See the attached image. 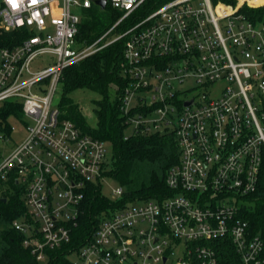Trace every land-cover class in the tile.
Returning <instances> with one entry per match:
<instances>
[{
    "label": "built area",
    "instance_id": "built-area-1",
    "mask_svg": "<svg viewBox=\"0 0 264 264\" xmlns=\"http://www.w3.org/2000/svg\"><path fill=\"white\" fill-rule=\"evenodd\" d=\"M146 1L106 0L120 16L86 44L77 34L93 0H1L0 32L13 37L0 43V105L22 110L11 136L0 134V194L10 179L23 190L11 227L39 262L71 241L108 156L53 101L66 67L123 41L121 109L135 113L136 130L173 131L179 160L169 195L103 214L73 264H220L212 242L231 245L236 264H263V243L239 211L264 157V17L241 9L264 0H167L141 14Z\"/></svg>",
    "mask_w": 264,
    "mask_h": 264
},
{
    "label": "trees",
    "instance_id": "trees-1",
    "mask_svg": "<svg viewBox=\"0 0 264 264\" xmlns=\"http://www.w3.org/2000/svg\"><path fill=\"white\" fill-rule=\"evenodd\" d=\"M167 0H147L141 14ZM234 3L233 0H223ZM96 4L82 11L77 40L91 43L104 33L120 16L119 11L107 2L104 9ZM101 9V10H100ZM253 17H264V7L241 9ZM1 31V30H0ZM13 34L0 32V43L8 42ZM123 41L113 42L84 59L66 67L62 72L59 108L62 116L71 120L83 132L109 142L112 147L110 170L104 175L113 176L123 188L122 195L111 200L101 192L100 184L88 183L76 227H72L71 241L59 248L49 250L46 264H73L69 254L78 250L89 240L103 214L128 203L146 199H162L169 195L165 179L168 170L179 160V149L173 131L141 132L130 124L135 113L125 114L121 109L120 95L127 79L122 74ZM86 89L97 94L92 100L96 117L95 126L89 125L71 93ZM22 117L19 103L7 101L0 105V134L11 136V118ZM130 127V131L126 129ZM257 190L245 197L239 215L248 224L252 236H258L263 248L264 264V157ZM11 192L0 194V264H40L30 250L24 247L23 235L11 227V222L25 211L21 198L23 190L14 179L7 181ZM218 248L220 264H236L237 256L231 245L212 242Z\"/></svg>",
    "mask_w": 264,
    "mask_h": 264
},
{
    "label": "rangeland",
    "instance_id": "rangeland-1",
    "mask_svg": "<svg viewBox=\"0 0 264 264\" xmlns=\"http://www.w3.org/2000/svg\"><path fill=\"white\" fill-rule=\"evenodd\" d=\"M258 1H261V0H251L252 3H256ZM0 7H1V0H0ZM96 7L99 9L98 6H96ZM44 58L45 57H43V59ZM185 86L186 85H184L183 87H185ZM60 96H61V92L59 91V93L57 94L56 98L53 101V105L59 106ZM70 96L72 97L74 102L78 105V107L81 110L82 115L84 116L86 122L91 126H95L96 117H95L93 106H92V100L97 97V94L92 92V91L86 90V89H78V90L73 91ZM18 121H19V119H17V120L14 118L10 119V122L13 125H17ZM129 131H130V127L126 129V132H129ZM13 136L17 140L20 136V132L19 131L14 132ZM105 146H106V151H107V156H108L106 159L107 171H108V170H110L109 163L111 162L112 147H111V144L109 142H106ZM1 148L4 149L5 147L0 143V150H1ZM118 185L119 184H118L117 180L111 175L106 174L102 179H100V186H101L102 194H104L105 196H107L111 200H115L112 198V191ZM68 258L72 262L77 261V256L74 252L69 254ZM46 263H47V260L40 262V264H46Z\"/></svg>",
    "mask_w": 264,
    "mask_h": 264
},
{
    "label": "water",
    "instance_id": "water-1",
    "mask_svg": "<svg viewBox=\"0 0 264 264\" xmlns=\"http://www.w3.org/2000/svg\"><path fill=\"white\" fill-rule=\"evenodd\" d=\"M94 4L98 5L99 8L104 9L106 6V0H93ZM190 103V102H188Z\"/></svg>",
    "mask_w": 264,
    "mask_h": 264
},
{
    "label": "snow or ice",
    "instance_id": "snow-or-ice-1",
    "mask_svg": "<svg viewBox=\"0 0 264 264\" xmlns=\"http://www.w3.org/2000/svg\"><path fill=\"white\" fill-rule=\"evenodd\" d=\"M33 3H35V0H33Z\"/></svg>",
    "mask_w": 264,
    "mask_h": 264
},
{
    "label": "crops",
    "instance_id": "crops-1",
    "mask_svg": "<svg viewBox=\"0 0 264 264\" xmlns=\"http://www.w3.org/2000/svg\"><path fill=\"white\" fill-rule=\"evenodd\" d=\"M98 6V5H97ZM99 7V6H98Z\"/></svg>",
    "mask_w": 264,
    "mask_h": 264
}]
</instances>
